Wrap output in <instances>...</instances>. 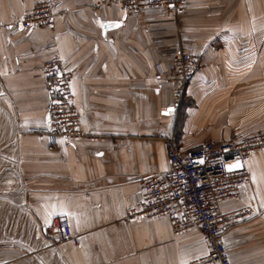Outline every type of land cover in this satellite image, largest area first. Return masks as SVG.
I'll list each match as a JSON object with an SVG mask.
<instances>
[{
    "label": "crops",
    "instance_id": "obj_1",
    "mask_svg": "<svg viewBox=\"0 0 264 264\" xmlns=\"http://www.w3.org/2000/svg\"><path fill=\"white\" fill-rule=\"evenodd\" d=\"M34 1L0 0V264H190L205 255L196 228L175 234L167 216L123 217L141 179L169 168L159 135L189 150L264 132V0H186L177 14L61 0L52 27L22 29L13 20ZM181 47L201 60L174 107L167 78ZM52 56L70 65L82 127L98 138L51 147L37 133L47 122L41 64ZM246 167L240 198L220 207L254 200L256 213L223 242L231 264H264V151ZM58 217L77 244L45 233Z\"/></svg>",
    "mask_w": 264,
    "mask_h": 264
},
{
    "label": "built area",
    "instance_id": "obj_2",
    "mask_svg": "<svg viewBox=\"0 0 264 264\" xmlns=\"http://www.w3.org/2000/svg\"><path fill=\"white\" fill-rule=\"evenodd\" d=\"M185 1L109 0L107 3H118L125 13L130 14H140L153 8L177 14ZM63 13L61 0H35L13 21L22 29L52 27L55 18L62 17ZM200 60L198 54L183 47L173 53L167 81L172 85L174 107L183 100L192 77L199 69ZM41 70L47 78V122L36 130L37 133L45 136L51 147L59 146L61 139L64 146H71L80 139L98 138L82 127L71 88L70 65L59 56H52L43 61ZM159 137L166 148L169 168L151 172L141 179V198L137 205L127 210L123 219L132 221L139 217L167 216L175 234L196 228L203 235L206 254L190 264H231L223 235L229 228L245 223L255 215V202L249 200L228 211H223L220 205L240 198V188L249 177L246 160L252 154L264 151V132L232 138L220 144L206 140L189 150H182L171 135L161 134ZM237 163L241 165L239 168L228 169V165ZM44 231L59 242L77 244L79 241L65 217L53 219Z\"/></svg>",
    "mask_w": 264,
    "mask_h": 264
},
{
    "label": "snow or ice",
    "instance_id": "obj_3",
    "mask_svg": "<svg viewBox=\"0 0 264 264\" xmlns=\"http://www.w3.org/2000/svg\"><path fill=\"white\" fill-rule=\"evenodd\" d=\"M116 26L118 27L119 25H116ZM201 162H203V161H201ZM240 166L241 165L239 163H237V164H234V165H228L227 167H228L229 170H232L234 168H239Z\"/></svg>",
    "mask_w": 264,
    "mask_h": 264
}]
</instances>
